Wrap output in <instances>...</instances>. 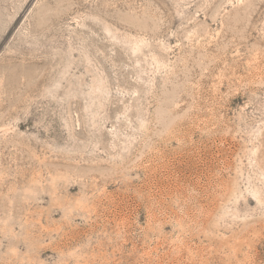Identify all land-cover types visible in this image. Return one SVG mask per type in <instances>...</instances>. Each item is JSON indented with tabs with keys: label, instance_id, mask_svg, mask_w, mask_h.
<instances>
[{
	"label": "rangeland",
	"instance_id": "rangeland-1",
	"mask_svg": "<svg viewBox=\"0 0 264 264\" xmlns=\"http://www.w3.org/2000/svg\"><path fill=\"white\" fill-rule=\"evenodd\" d=\"M0 264H264V0H0Z\"/></svg>",
	"mask_w": 264,
	"mask_h": 264
}]
</instances>
